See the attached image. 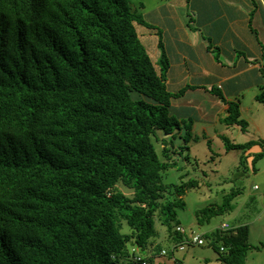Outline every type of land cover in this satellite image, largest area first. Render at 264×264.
<instances>
[{"label": "trees", "instance_id": "obj_1", "mask_svg": "<svg viewBox=\"0 0 264 264\" xmlns=\"http://www.w3.org/2000/svg\"><path fill=\"white\" fill-rule=\"evenodd\" d=\"M136 24L151 26L130 0H0V264H163L156 221L183 239L177 209L198 181L162 174L189 161L191 124L169 108L188 86L167 89L168 57L161 45L159 70ZM254 98L264 103V82ZM226 102L221 121L244 131L240 101ZM221 138L226 150L260 143L253 161L264 156V137ZM238 193L197 209V222ZM248 232L203 234L215 264H245Z\"/></svg>", "mask_w": 264, "mask_h": 264}, {"label": "crops", "instance_id": "obj_2", "mask_svg": "<svg viewBox=\"0 0 264 264\" xmlns=\"http://www.w3.org/2000/svg\"><path fill=\"white\" fill-rule=\"evenodd\" d=\"M142 5L139 12L151 26L136 24V30L159 70L162 45L169 61L167 89L177 92L188 86L183 94L171 98L170 113L180 121H188L191 134L205 140L227 131H242L221 119L227 113L226 101L230 100L240 101L242 115V110L248 108L242 104L244 95L255 100L264 82V2L164 0L148 7ZM213 89L219 90L224 100ZM248 231L249 236V228ZM170 243L174 244L172 239ZM216 257L214 254L215 263ZM174 258L178 257L173 252L157 255L155 261L172 264ZM209 259L203 256L205 263H212Z\"/></svg>", "mask_w": 264, "mask_h": 264}, {"label": "rangeland", "instance_id": "obj_3", "mask_svg": "<svg viewBox=\"0 0 264 264\" xmlns=\"http://www.w3.org/2000/svg\"><path fill=\"white\" fill-rule=\"evenodd\" d=\"M159 1L164 0H130V3L133 8L141 11L142 4L148 7ZM242 104L248 107L242 110L241 115L247 121L245 130L243 132L237 130L233 134L227 131L223 134L232 143H243L264 137V103L245 94ZM219 128L220 126H217V130H220ZM176 142L183 144L182 140ZM187 145L189 150L185 153L189 155V161L180 159L178 166L169 168L162 174L164 183H178L183 175L182 179L192 177L198 181L196 188H190L184 194V207L177 209L176 219L187 232L193 229L207 234L224 221L232 228L238 224H247L250 229L248 242L256 248L248 251L245 264H264V156L255 161L252 158L254 153L262 150V145L257 143L246 150H226L221 135L206 140L201 138V135H193ZM156 148L158 149L157 146ZM254 185L258 188L255 189ZM118 186L130 193L121 185ZM234 190H238L239 193L228 203V210L213 216L209 222L203 224L197 222L195 217L197 209L222 204L224 195ZM177 220L171 221V224ZM155 225L159 236L157 243L170 248L172 243L167 227L157 221ZM173 252L186 264H215L213 259L215 252L208 245H186L184 250L175 249ZM205 255H208L212 263L203 261Z\"/></svg>", "mask_w": 264, "mask_h": 264}, {"label": "built area", "instance_id": "obj_4", "mask_svg": "<svg viewBox=\"0 0 264 264\" xmlns=\"http://www.w3.org/2000/svg\"><path fill=\"white\" fill-rule=\"evenodd\" d=\"M257 188V185L254 186ZM221 230H227L232 228L230 224L226 221L221 222L218 226ZM176 230L183 234V239L174 245H172V249L184 250L186 245H206L208 244V240L203 236V233L197 232L193 229L188 230V232L183 228L181 224L176 225ZM135 250V247L131 248ZM222 249V247H221ZM167 253L166 249H162L160 254L165 255ZM136 259H141L140 256H136ZM142 264H146L145 261H142Z\"/></svg>", "mask_w": 264, "mask_h": 264}, {"label": "bare ground", "instance_id": "obj_5", "mask_svg": "<svg viewBox=\"0 0 264 264\" xmlns=\"http://www.w3.org/2000/svg\"><path fill=\"white\" fill-rule=\"evenodd\" d=\"M206 237V236H205ZM207 238V237H206ZM209 239V238H208ZM140 250V249H139ZM142 255V254H141Z\"/></svg>", "mask_w": 264, "mask_h": 264}]
</instances>
